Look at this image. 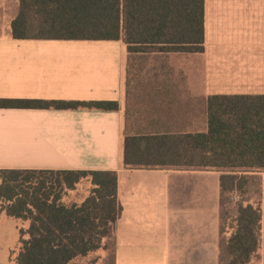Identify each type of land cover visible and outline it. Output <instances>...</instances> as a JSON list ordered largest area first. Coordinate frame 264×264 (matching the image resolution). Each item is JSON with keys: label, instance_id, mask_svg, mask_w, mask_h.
<instances>
[{"label": "crops", "instance_id": "1", "mask_svg": "<svg viewBox=\"0 0 264 264\" xmlns=\"http://www.w3.org/2000/svg\"><path fill=\"white\" fill-rule=\"evenodd\" d=\"M13 8L18 0H0V98L118 107L0 108V169L116 171L112 264H219L221 173L128 168L124 156L156 151L140 139L206 132L213 95H264V0H204L202 52L14 39ZM90 189L83 179L62 202L80 204ZM1 218L14 221L19 237L31 224L4 211Z\"/></svg>", "mask_w": 264, "mask_h": 264}, {"label": "trees", "instance_id": "2", "mask_svg": "<svg viewBox=\"0 0 264 264\" xmlns=\"http://www.w3.org/2000/svg\"><path fill=\"white\" fill-rule=\"evenodd\" d=\"M18 1L11 23L14 39L123 40L130 50L204 49V0ZM117 107L114 101L0 98V108ZM207 112L206 132L140 139L156 151L133 156L126 151L124 165L213 170L221 173V200L227 193L243 192L248 173L264 171V95H213ZM83 179L91 184L85 200L63 203L67 190ZM117 180L116 171L0 169V209L31 221L21 232L15 263L87 264L80 259L103 248L121 212ZM234 221L229 238L220 240L219 264H247L260 247V208L240 203Z\"/></svg>", "mask_w": 264, "mask_h": 264}, {"label": "rangeland", "instance_id": "3", "mask_svg": "<svg viewBox=\"0 0 264 264\" xmlns=\"http://www.w3.org/2000/svg\"><path fill=\"white\" fill-rule=\"evenodd\" d=\"M15 10L16 8H13V11ZM17 12L18 9L13 15H16ZM248 177V184L243 188V192L236 191L225 194L221 206L220 231L222 238L226 241L235 229L234 218L238 213V205L240 203H243L244 205L251 204L254 207L260 208L262 213L261 244L247 264H264V171L248 173ZM87 183L90 184V181L87 180ZM2 214L3 211L0 209V216H2ZM1 219L0 264H16V256L21 246L17 227L15 226L14 221L6 218ZM102 251L103 254L101 256L91 254L80 259V261L87 264H112V239H107Z\"/></svg>", "mask_w": 264, "mask_h": 264}, {"label": "built area", "instance_id": "4", "mask_svg": "<svg viewBox=\"0 0 264 264\" xmlns=\"http://www.w3.org/2000/svg\"><path fill=\"white\" fill-rule=\"evenodd\" d=\"M237 198V197H236Z\"/></svg>", "mask_w": 264, "mask_h": 264}]
</instances>
